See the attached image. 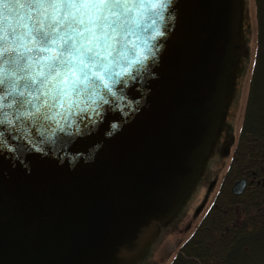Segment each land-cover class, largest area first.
<instances>
[{
  "label": "water",
  "instance_id": "water-1",
  "mask_svg": "<svg viewBox=\"0 0 264 264\" xmlns=\"http://www.w3.org/2000/svg\"><path fill=\"white\" fill-rule=\"evenodd\" d=\"M18 11L4 8L6 36ZM246 12L247 0H171L155 25L143 22L145 58L116 76L115 95L81 94L71 111L66 102L43 113L55 119L0 124V141L13 146L0 142V264H137L157 244L238 97ZM157 26L164 34L153 37ZM50 54L21 50L34 75Z\"/></svg>",
  "mask_w": 264,
  "mask_h": 264
},
{
  "label": "snow or ice",
  "instance_id": "snow-or-ice-1",
  "mask_svg": "<svg viewBox=\"0 0 264 264\" xmlns=\"http://www.w3.org/2000/svg\"><path fill=\"white\" fill-rule=\"evenodd\" d=\"M170 2L0 0V124L12 127L20 117L32 122L55 119V114L49 117L43 113H52L66 102L71 111L76 102H82L81 94L93 102L103 99L101 89L115 95L112 85L117 82L116 76L131 75L145 58L143 48L136 43L143 22L155 25L152 17L162 18L160 10ZM5 6L10 11L25 10L11 18L7 36ZM21 17L24 20L18 22ZM163 34L157 26L152 36ZM21 50L52 54L42 57L46 64L35 62L43 70L34 75L30 70L31 57L21 55ZM69 94L75 99L70 100ZM32 97L40 101L39 105ZM25 104L32 110L21 111ZM0 142L9 149L13 147Z\"/></svg>",
  "mask_w": 264,
  "mask_h": 264
},
{
  "label": "trees",
  "instance_id": "trees-1",
  "mask_svg": "<svg viewBox=\"0 0 264 264\" xmlns=\"http://www.w3.org/2000/svg\"><path fill=\"white\" fill-rule=\"evenodd\" d=\"M255 3L258 48L238 144L211 207L171 264H264V0ZM241 175L254 184L236 195Z\"/></svg>",
  "mask_w": 264,
  "mask_h": 264
},
{
  "label": "rangeland",
  "instance_id": "rangeland-1",
  "mask_svg": "<svg viewBox=\"0 0 264 264\" xmlns=\"http://www.w3.org/2000/svg\"><path fill=\"white\" fill-rule=\"evenodd\" d=\"M245 29L249 46V57L246 69L240 79L237 100L232 104L230 120L234 132L239 133L242 126L246 101L248 98L252 70L258 48V22L255 0H247ZM229 161L211 163V180L200 183L193 196L184 206L180 216L167 224L161 232L157 244L149 248L145 256L137 264H171L180 246L196 230L202 217L211 207L220 183L227 171ZM204 174L200 179H203ZM212 181H214L212 183Z\"/></svg>",
  "mask_w": 264,
  "mask_h": 264
},
{
  "label": "flooded vegetation",
  "instance_id": "flooded-vegetation-1",
  "mask_svg": "<svg viewBox=\"0 0 264 264\" xmlns=\"http://www.w3.org/2000/svg\"><path fill=\"white\" fill-rule=\"evenodd\" d=\"M236 100H237V98H236ZM231 108L232 107H230V109L228 111L227 118L221 126V131H220V133H219V135H218V137H217V139L213 145V148L210 152V155H209V157L205 163V170L203 172L204 177H203V179L198 180L197 188L199 187L200 183H202L204 181H207V183H208L211 180V178H212L211 168H210L211 163L213 164L215 162H223L225 160L227 162L229 161L228 165H230V163H231L234 151H235L237 144H238L239 134H240V130H241V128H240L238 134H236L234 132V125H233L232 121L230 120ZM228 168H229V166L227 167V169ZM252 174H255V172H252ZM241 178L246 179V185H245V188L243 190V192H244L245 189L250 184H254V182H252L253 180L248 179L245 175H241L235 179L234 183ZM213 182L214 181H212V183ZM261 183L264 184V175L261 177ZM242 193H240L238 195H241Z\"/></svg>",
  "mask_w": 264,
  "mask_h": 264
}]
</instances>
